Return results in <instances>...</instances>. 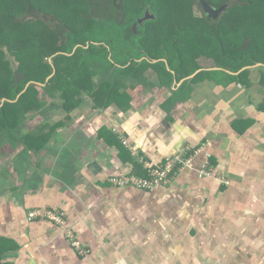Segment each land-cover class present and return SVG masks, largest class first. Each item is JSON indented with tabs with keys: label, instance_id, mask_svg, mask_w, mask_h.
Instances as JSON below:
<instances>
[{
	"label": "crops",
	"instance_id": "obj_1",
	"mask_svg": "<svg viewBox=\"0 0 264 264\" xmlns=\"http://www.w3.org/2000/svg\"><path fill=\"white\" fill-rule=\"evenodd\" d=\"M197 64L193 77L168 67L123 77L126 103L86 94L70 113H29L21 134L44 126L39 150L24 155V142L4 137L0 264H264V61L233 70L202 55ZM186 81L190 91L172 98ZM180 152L191 163L158 188L109 180L146 174L139 156L157 165ZM206 162L210 176L200 173ZM39 208L63 210L89 253L50 220L30 219Z\"/></svg>",
	"mask_w": 264,
	"mask_h": 264
},
{
	"label": "trees",
	"instance_id": "obj_2",
	"mask_svg": "<svg viewBox=\"0 0 264 264\" xmlns=\"http://www.w3.org/2000/svg\"><path fill=\"white\" fill-rule=\"evenodd\" d=\"M184 1L122 0L118 6L115 0H0V104L2 98L9 99L0 107V142L5 136L24 142V155L45 145L48 133L44 130V134L40 133L42 129L21 134V128L29 113L46 115L50 107L59 105L50 97L60 99L68 113L84 101L86 94L101 105L114 99L123 102L127 98L129 102L131 97L120 93L122 78L132 75L142 80L150 67L163 75L168 72L166 62L153 64L150 59L162 58L165 53L170 68L178 73L188 71L189 75L199 65L187 70L192 57L185 58V51L214 57L233 70L264 61V50L253 48L264 41L263 0H213L218 5L228 3V9L216 21L205 15L200 26L188 19L189 26L181 29L177 25L181 23V11L186 10ZM158 4L169 8L157 10ZM148 5L157 14L153 22L167 21V30L161 27L151 32L145 22L134 31V22ZM169 14L176 23L172 24ZM165 37L174 47L170 46V51L164 48ZM79 43L82 45L70 54ZM57 52L65 53L53 56L51 63L50 57ZM216 72L234 78L224 70ZM82 75L85 79L79 80ZM187 89H191L188 81L172 98Z\"/></svg>",
	"mask_w": 264,
	"mask_h": 264
},
{
	"label": "built area",
	"instance_id": "obj_3",
	"mask_svg": "<svg viewBox=\"0 0 264 264\" xmlns=\"http://www.w3.org/2000/svg\"><path fill=\"white\" fill-rule=\"evenodd\" d=\"M124 143L133 150L127 140H124ZM192 159V154H189L188 152H180L166 158L162 164L156 165L144 156H139L138 161L146 174L137 175L127 173L113 175L109 180L116 186L133 185L142 189H155L163 186L167 181L174 178L179 171L191 163ZM209 166V162H206L200 170V173L202 175L210 176L212 170ZM28 215L30 219L43 218L50 220L61 228L63 234L69 239L79 254L86 255L89 253V249L79 239L73 227L68 224L66 213L63 210L55 208H39L30 211Z\"/></svg>",
	"mask_w": 264,
	"mask_h": 264
},
{
	"label": "flooded vegetation",
	"instance_id": "obj_4",
	"mask_svg": "<svg viewBox=\"0 0 264 264\" xmlns=\"http://www.w3.org/2000/svg\"><path fill=\"white\" fill-rule=\"evenodd\" d=\"M116 1V4L118 5V6H120L121 5V2H122V0H115ZM204 2H208V3H210L211 5H213V6H215V7H217V8H219V7H223V11L221 12V15L223 14V12H225L227 9H228V3H222V4H220V5H218L217 3H215V1H213V0H186V2L184 1V8L185 9H188V11H190L189 10V6H190V3H191V5L194 7L195 5H197V7H198V9L201 11V16L200 17H197V19L195 18V19H192V21H191V23H195V24H200L201 23V21H202V18H203V16H205V15H208V16H210L209 14H207L206 13V11H205V8H204ZM168 5H171L170 3H168ZM155 8L157 9V10H159L160 8H162V10H165V9H167V8H169V6H164L163 4H161V5H155ZM174 9V8H173ZM178 10V9H177ZM214 13V15L216 14V12H213ZM220 15V16H221ZM212 17V16H211ZM157 18V14H156V12L155 11H153L152 9H151V7L148 5L146 8H145V10H144V12H143V14L140 16V17H138L136 20L137 21H135L134 22V24H133V29H134V31H136L137 32V29L141 26V25H143L145 22L146 23H148V28H150L151 29V32H155V29L157 30V32L161 29V27H163L164 29L165 28H168L169 27V25L167 24V21H165V20H159V21H156V22H153L155 19ZM219 18V17H218ZM213 19L216 21L217 19H215L214 17H213ZM144 21V22H143ZM176 21V20H175ZM177 22V21H176ZM199 22V23H198ZM153 23H156V25H154ZM159 24H161V25H159ZM178 24V23H177ZM178 27H180L179 26V24L177 25ZM165 30H167V29H165ZM94 43H96V44H98L99 42H94ZM82 44H76L75 45V47H74V49H73V51L70 53V54H72V53H74V51L76 50V48L77 47H79V46H81ZM59 53H65V52H57V53H55V54H53L51 57H50V60H52V58H53V56H56L57 54H59ZM165 55H166V53H165ZM164 55V56H165ZM56 70V69H55ZM79 80H84L85 79V76L84 75H82V76H80L79 78H78ZM3 99V98H2ZM1 99V100H2ZM40 114V113H39Z\"/></svg>",
	"mask_w": 264,
	"mask_h": 264
},
{
	"label": "rangeland",
	"instance_id": "obj_5",
	"mask_svg": "<svg viewBox=\"0 0 264 264\" xmlns=\"http://www.w3.org/2000/svg\"><path fill=\"white\" fill-rule=\"evenodd\" d=\"M263 2H264V0H263ZM263 2H262V5H263ZM134 7H137V5H135ZM189 8V10L190 11H188V9H186V10H183V11H181V13H180V15H181V18H180V20H181V23H179V28H181V29H185L187 26H189V20H192V19H197V17H200L201 16V11L198 9V7H197V5H195L194 7L191 5V3H190V6L188 7ZM129 17H130V19L131 18H133V13L131 12V10H129ZM163 13V12H162ZM167 13H171V12H167ZM169 17H171L172 19H170L171 21H172V24L173 23H176V21L174 20V18L172 17V14H169L168 15ZM197 16V17H196ZM189 19V20H188ZM154 25H156V23H153ZM199 26H200V24H199ZM8 27V24H6V28ZM138 40V42H141L142 40H140V39H137ZM163 40L166 42V37L165 38H163ZM179 40H181V39H179ZM181 45V42L179 43V46ZM170 44H169V42H166L165 43V45H164V48H165V50H167V51H170V50H172L171 48H170ZM4 48H5V46H3ZM171 47H173V46H171ZM174 48V47H173ZM188 55H189V57H192L191 59H189V62L192 64V66H194L195 67V65H196V58L197 57H200V56H202V55H200V56H198L197 54H195V53H191V54H189L188 52H184V57L186 58V57H188ZM76 73V72H75ZM76 81V80H75ZM49 100L50 101H57L58 103H59V105L56 107L57 109H54V110H59V111H61V109H63L64 108V106H63V104H61V100L60 99H55L54 98V100L50 97L49 98ZM86 100H87V98H86ZM53 113H54V111H53ZM54 114H56V111H55V113ZM38 116H39V113L37 114ZM41 115V114H40ZM45 116H47L48 117V115H43V120H45ZM56 116V115H55ZM53 118H55V117H53ZM53 118H51V119H49V120H47V121H49L48 122V124H49V126L51 127V126H53V125H55V124H52L51 122H54V120H53ZM29 125H34V122H29ZM44 127V126H43ZM43 127H39L40 128V130L42 129L43 130ZM39 128H35V130L34 131H36V130H38ZM24 132V131H23ZM25 133V132H24ZM13 147H16L15 145L13 146ZM10 148H12V146L10 147Z\"/></svg>",
	"mask_w": 264,
	"mask_h": 264
},
{
	"label": "water",
	"instance_id": "obj_6",
	"mask_svg": "<svg viewBox=\"0 0 264 264\" xmlns=\"http://www.w3.org/2000/svg\"><path fill=\"white\" fill-rule=\"evenodd\" d=\"M204 8H205V11H206V13L207 14H209L210 16H212V17H214V18H218V17H220V15H221V12L223 11V7H219V8H217V7H215V6H213V5H211L210 3H208V2H204ZM213 12H216V14L214 15V13ZM145 57H143L142 59H140V61H142L143 59H144ZM150 61H164V62H166L167 63V60L166 59H164V58H162V59H154V60H150ZM50 62L52 63V60H50ZM263 65V63H259V65L258 66H262ZM167 67L171 70V68H170V66L167 64ZM249 67H251V66H248V68ZM247 68V67H246ZM55 69H54V72L47 78V81L54 75V73H55ZM172 72H173V74L175 75V71L174 70H171ZM228 72H231V71H228ZM232 73V72H231ZM195 75V72L190 76V77H193ZM174 79L176 80V77L174 76ZM30 83L31 82H29L27 85H26V88L24 89V91L28 88V86L30 85ZM177 84H178V82H176ZM46 83H44V84H42V83H40V85H45ZM23 91V92H24ZM22 92V93H23ZM19 97V96H18ZM7 100H9V99H7V98H3L2 100H1V104H0V107H2L3 105H4V102L5 101H7Z\"/></svg>",
	"mask_w": 264,
	"mask_h": 264
}]
</instances>
